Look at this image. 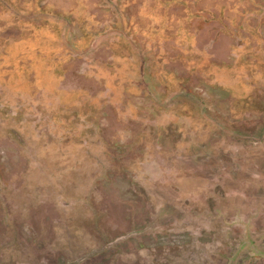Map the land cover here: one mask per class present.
Instances as JSON below:
<instances>
[{"label": "rangeland", "instance_id": "obj_1", "mask_svg": "<svg viewBox=\"0 0 264 264\" xmlns=\"http://www.w3.org/2000/svg\"><path fill=\"white\" fill-rule=\"evenodd\" d=\"M0 264H264V0H0Z\"/></svg>", "mask_w": 264, "mask_h": 264}]
</instances>
